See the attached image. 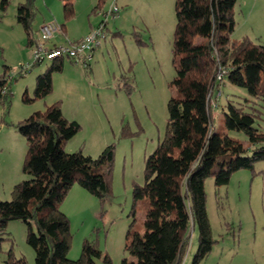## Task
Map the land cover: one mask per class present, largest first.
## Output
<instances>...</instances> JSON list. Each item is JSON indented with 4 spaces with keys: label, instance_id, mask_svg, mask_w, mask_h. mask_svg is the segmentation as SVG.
Segmentation results:
<instances>
[{
    "label": "trees",
    "instance_id": "trees-1",
    "mask_svg": "<svg viewBox=\"0 0 264 264\" xmlns=\"http://www.w3.org/2000/svg\"><path fill=\"white\" fill-rule=\"evenodd\" d=\"M5 1L1 0L2 7ZM62 1L68 19L74 14L73 0ZM237 1L175 0L171 50L175 75L170 81L165 131L144 160V181L132 183L134 202L142 199L145 203L144 232L127 231L125 249L133 258L123 257L120 264H179L187 251L189 229L194 226L198 244L190 264H198L214 241L205 207V177L213 175L216 185H221L234 170L264 160V130L253 126L254 110H246L229 97L222 108L224 126L243 130L247 144L212 124L211 99L224 79L264 96V44L249 36H233ZM36 12L35 0L17 4L16 19L26 32L28 46L36 35ZM132 33L137 43L145 42L139 31ZM64 59H52L36 75L35 97L52 92V73L62 70ZM220 68L227 72L218 80ZM6 73V69L0 72V101L8 105L11 77ZM118 79V87L129 93L132 82L125 74ZM16 127L27 138L22 168L30 177L14 184L9 199H0V241L6 238L7 221L21 218L36 226V232L29 226L27 234L35 249V264H95L100 251L88 238L77 258L68 257L72 232L69 218L59 206L75 182L99 199L109 194L114 144L105 145L96 156L81 148L66 151L64 143L80 129V123L64 116L60 100L33 111ZM121 133L129 134L125 124ZM248 144L252 145L250 152H246ZM103 260L111 264L108 254ZM6 264H24V259L10 253Z\"/></svg>",
    "mask_w": 264,
    "mask_h": 264
},
{
    "label": "rangeland",
    "instance_id": "rangeland-1",
    "mask_svg": "<svg viewBox=\"0 0 264 264\" xmlns=\"http://www.w3.org/2000/svg\"><path fill=\"white\" fill-rule=\"evenodd\" d=\"M22 1L6 0L4 8L0 0V72L6 69V74L12 76L9 103L6 105L0 101V199H9L14 184L30 177L22 168L27 138L17 129L16 123L35 110L45 109L52 100L62 95L68 96L66 105L72 102L65 73L61 71L52 73V92L42 98L35 97L36 75L51 60L46 59L22 69L31 61L26 32L16 19L17 4ZM145 3L156 17L154 20L148 18L149 24L154 21V27L143 23L135 28L145 41L137 43L130 31ZM174 3H168V7L162 0H131L129 6L119 4L117 16L126 11L122 22L125 31L115 38V48L110 46L109 40L103 42L100 51L104 55L98 62L99 80L103 86L112 87L113 84L112 89L115 87L118 93L117 102L92 107L88 105V88L82 86L80 95L85 98H80L81 104L75 105L80 110L73 114L75 119L78 118L80 129L64 143V149L71 152L81 148L85 154L96 156L105 145L113 143L114 163L111 190L103 199L75 182L60 202L59 207L68 216L72 232V244L67 254L69 258L79 256L82 242L88 238L96 242L100 251V255L95 257V264H104L105 254L109 255L111 264H120L123 257L133 258L125 249L127 231L144 232L145 203L142 199L134 202L132 183L144 181V160L163 138L165 131L170 81L175 75L171 51L175 26ZM104 6L108 9L110 0H106ZM38 8L33 21L34 30L39 29L42 14L50 12L42 0H38ZM235 9L233 36H249L264 44V0H238ZM79 17L83 21V14ZM108 21L112 28L114 24L111 18ZM129 41L134 44L131 45ZM128 56L133 59L132 71H116V77L125 74L133 84L132 90L126 93L125 89L118 87L121 83L118 78L114 83L109 71L116 67L118 59L125 61ZM64 60L67 64L68 59ZM227 97L243 105L246 110H254L253 126L264 130V96L254 95L246 87L234 85L226 79L214 89L216 107L212 108L213 128L247 144L249 139L243 130L224 126L222 108H226L223 105ZM90 108L95 113L93 117L89 116ZM69 110L70 107H65L68 116ZM65 112L63 114L67 117ZM123 124L129 134L122 135ZM251 147L248 144L246 152H250ZM204 189L205 207L214 241L208 254L198 264H264V160H256L251 167L234 170L228 182L221 185H216L213 175H207ZM30 223L21 218L7 221V232L3 234L6 238L0 241V264H6L10 253L14 257H22L24 264H35V249L28 242L27 234L29 226L34 232L37 230L35 224ZM189 232L184 264L191 263L198 244L197 226L190 228Z\"/></svg>",
    "mask_w": 264,
    "mask_h": 264
},
{
    "label": "crops",
    "instance_id": "crops-1",
    "mask_svg": "<svg viewBox=\"0 0 264 264\" xmlns=\"http://www.w3.org/2000/svg\"><path fill=\"white\" fill-rule=\"evenodd\" d=\"M44 5L50 10L49 13L47 14H42L41 19L39 20L38 24L40 25L43 21L46 20H55L61 25L62 32L55 37V42L57 43H63L67 41H72L80 38L84 34H86L90 28L96 24L100 18L101 14L100 12L105 10L104 2L106 0H73V5H74V14L72 17L65 19L62 11V0H53L54 3V11L51 9V0L47 2V0H42ZM103 1V4H102ZM120 5H130L131 0H118ZM165 1L166 7H168V3H172L175 0H162ZM36 3V16L39 11L38 8V0H35ZM150 4V3H148ZM93 15H92V14ZM80 14H83L84 19L83 21H80ZM126 11L123 12V14H120L116 16L115 18H112V22L114 25H112V28L110 27L109 21L107 22L106 25V34L105 38L103 39L101 45L95 50L93 60L90 64L89 67L83 68L81 67L78 63H75L73 61H70L68 59L67 64H65V60H63V67L61 73H65L64 76H66V84L68 85L70 92H71V98L72 102L70 104L66 105L68 96L67 95H62L59 98H55L52 100L54 102L55 100H60L61 101V108L62 112H65V107H70L69 110V116L71 119H75L73 114L76 113L77 109L80 110V107L75 106L78 104H81L80 98H85L81 97L80 92L82 90V86H86L88 88V94L89 95V104L92 107H98V105L104 104L107 106L109 103H114L117 102L118 96L117 92L115 91V87L108 86H103L100 78V70H99V64L98 62L100 59L103 57L104 52L100 51V47L102 46L103 42H107L110 44L112 48H115V38L122 36L124 28L122 26L123 20H125V15ZM90 15L92 17L90 18ZM35 16V19H36ZM156 16L153 14L152 9L147 6V3H145L144 7L141 6V10L139 11V14H137V17L135 18V23L133 26V29L130 31V33L135 30V28L141 26L143 23H148V18H151L154 20ZM152 20V26L154 27V21ZM151 24H149L151 26ZM38 26V25H37ZM34 28V25H33ZM35 34L37 35L38 29L34 30ZM150 34V32H149ZM35 35V36H36ZM108 37V38H107ZM133 38V37H132ZM141 38H143V35H141ZM152 36L150 34L149 39H151ZM130 40H134L131 39ZM129 43L132 45L134 44L133 41H129ZM145 43V42H144ZM27 44V42H26ZM28 45V44H27ZM30 48V47H29ZM31 54V52H30ZM97 58V59H96ZM136 62V59H134V63ZM133 59L131 56H128L127 59L124 61H121L118 59L116 67H113L109 72L112 73L113 78H114V83L116 82L115 78L116 77V71L120 70L121 72L123 69H127L128 72L132 71L133 68ZM128 74L126 71L124 72ZM108 80V79H106ZM130 80V78H128ZM113 82L112 80H110ZM108 82V83H111ZM51 102V103H52ZM94 112H92L91 108L89 109V116H94ZM78 119V118H76Z\"/></svg>",
    "mask_w": 264,
    "mask_h": 264
},
{
    "label": "built area",
    "instance_id": "built-area-1",
    "mask_svg": "<svg viewBox=\"0 0 264 264\" xmlns=\"http://www.w3.org/2000/svg\"><path fill=\"white\" fill-rule=\"evenodd\" d=\"M117 1L110 0L109 8L100 12V20L86 34L76 40L63 43L55 42L56 35L62 32L61 25L55 20L43 21L39 25L38 33L34 41L29 46L31 61L27 62L25 66H22V69L29 68L34 62H41L46 59L52 60L57 57H65L75 63L81 64L83 68H87L93 58L94 50L101 45L105 38L106 25L109 18L112 19L117 16L120 9ZM226 72V68H220L217 79L220 80L223 78ZM8 76L12 77L11 75ZM211 104L213 107H216L213 98L211 99ZM179 264H184V259Z\"/></svg>",
    "mask_w": 264,
    "mask_h": 264
}]
</instances>
